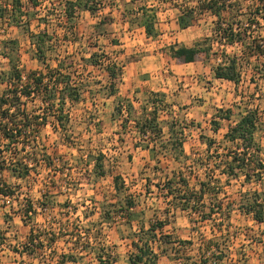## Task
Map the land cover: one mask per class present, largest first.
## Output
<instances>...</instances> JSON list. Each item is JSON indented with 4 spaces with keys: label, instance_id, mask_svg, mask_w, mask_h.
Instances as JSON below:
<instances>
[{
    "label": "rangeland",
    "instance_id": "1",
    "mask_svg": "<svg viewBox=\"0 0 264 264\" xmlns=\"http://www.w3.org/2000/svg\"><path fill=\"white\" fill-rule=\"evenodd\" d=\"M40 1V7H31L22 17L28 24L9 25L0 19V45L2 40L18 41L12 56L25 72L45 73L63 64L62 73L70 75L80 95L73 103L65 102L66 130L50 116L46 124L32 125L37 132L34 147L25 138L3 153L28 162L30 171L22 178L9 169L2 173L15 194L0 197V245L6 248L0 264H61L67 243L72 255L83 258L79 264H100L99 255L104 264H132L133 242L150 238L146 229L159 222L164 224L153 243L157 264H264V222L239 209L255 190H264V66L255 69L252 60L232 82L215 78L213 66L223 50L240 56V44L214 43L215 53L205 62L176 64L162 55V47H190L214 38L215 17L198 11L196 0H92L97 11H77L73 31L64 16L65 0ZM143 5L157 13L156 34L150 38L129 22L134 21L130 12ZM190 8L195 10L191 24L181 29L178 18ZM109 14L114 21L98 27ZM38 32L48 34L40 58L30 36ZM92 55L96 63H86ZM111 62L117 66L115 79L106 70ZM8 69L9 59L0 56V72ZM5 82L0 91L6 90ZM161 83L164 89L158 88ZM41 98L23 99L22 108L39 114L46 105ZM154 110L160 134L142 119L152 117ZM227 110L232 111L229 121L221 117ZM249 111L257 118L258 150L242 155L240 145L225 141L224 134ZM212 120L220 124L217 131ZM207 139L214 141L208 150ZM4 147L0 142V150ZM235 154L249 157L250 166L235 168L232 177L220 174ZM95 161L102 168L95 170ZM116 176L120 179L115 183ZM180 179L196 192L199 181L213 182L205 187L201 212L184 211L174 200L187 194ZM29 202L32 211L25 213ZM209 212V219H201ZM214 243L223 255L218 262L207 249Z\"/></svg>",
    "mask_w": 264,
    "mask_h": 264
},
{
    "label": "trees",
    "instance_id": "2",
    "mask_svg": "<svg viewBox=\"0 0 264 264\" xmlns=\"http://www.w3.org/2000/svg\"><path fill=\"white\" fill-rule=\"evenodd\" d=\"M132 1V0H131ZM198 11H205L215 17L213 35L214 38H206L202 42H198L193 46H185L181 44H172L167 47L161 48V53L169 60L176 64L190 63V62H205L209 61L214 52V43L222 46H234L240 44L242 46L241 55L228 54L223 50L221 52L220 59L213 66L214 77L217 79L228 80L237 82L240 78V68L242 65H249L252 60H255L257 64L255 69H258V64L264 66L262 59L264 58V37H260V33L264 29V0H196ZM42 5L40 0H26L24 3L22 0H0V19H7L9 25L21 26L23 20L29 14V9H37ZM64 16L67 21L71 23L70 30L73 31L72 19L75 13L79 10H87L92 13L97 11L96 6L92 4V0H65L64 1ZM132 11V10H131ZM134 17L136 25L144 29L147 38L153 37L156 34L155 20L157 19L156 9L149 8L146 5L141 6L135 11L130 12ZM195 10L193 8L183 11L178 18V25L181 29H185L190 26L193 19ZM123 18L126 14L122 13ZM23 17V18H22ZM113 17L111 14L104 16L96 24L98 27L105 23H112ZM28 24V22H27ZM31 46L35 49L34 54L37 58L42 56L43 45L46 42L48 34L46 32H38L31 34ZM214 40V41H213ZM0 49V56L9 59L8 71L0 72V86L5 82V79H9L8 86L5 91H0V142L5 147L0 150V197L1 196H13L15 190L3 179L2 173L4 169H9L13 175L18 177H26L29 175L30 167L29 163L17 159L13 156L6 158L3 155L4 151H10L8 149L11 145H18L21 141L29 139L30 147H34L37 143V132L32 125H44L49 121L50 116L54 119V123L66 130L68 115L64 113V105L67 99L73 103L80 93L71 85L70 75H64L61 71L62 65L59 64L56 68L47 69V72L38 71H23L18 64L13 60V52L18 50L19 43L15 39L2 40ZM9 51H7V50ZM93 55L86 58V63L95 64L96 61L92 59ZM261 61V62H260ZM70 65L66 66L70 68ZM65 67V66H64ZM64 68V69H67ZM106 70L109 73L111 79L117 77L116 62H111L106 66ZM261 71V70H260ZM70 73V72H69ZM6 75L7 77H4ZM65 79V80H62ZM5 82V83H6ZM63 83V84H62ZM113 89V87L111 86ZM114 91L111 90V93ZM41 96L42 101L46 103L45 107L42 106L41 112L33 116L31 113H27L23 99H29L32 97ZM131 103L127 106V110L130 113ZM16 111L13 112L11 109ZM116 110L118 113L122 112V108L117 105ZM156 111H152L153 116L150 118L143 117V121L146 127H149L151 131H155L156 134L161 133V129H157L154 126L156 122ZM232 111L227 110L222 119L230 120ZM128 121V119H125ZM38 123H37V122ZM34 123V124H33ZM213 131H217L219 128V122L212 120ZM257 129V118L254 111H249L241 115L239 120L235 124L228 126L227 132L224 134L225 141L233 142L240 145L242 149V155H247L249 152L257 151L258 145L255 144L254 133ZM203 139V138H201ZM5 141V142H4ZM207 150L210 149L211 144L214 141L207 139ZM206 141L204 142L206 144ZM5 143V144H4ZM182 146V143L180 144ZM25 146H22V148ZM5 149V150H4ZM10 153V152H9ZM3 155V156H2ZM3 157V158H2ZM231 157V156H230ZM9 160L10 166L7 161ZM98 160H102V155ZM249 157L238 158V154L231 157L230 162H225V167L220 170V174L227 177L235 175V168L244 169L249 167ZM234 162H238L234 165ZM95 170L102 168V165L95 161ZM259 169L263 167L259 164ZM259 173V172H258ZM103 175V174H101ZM258 179L261 178V173L258 174ZM120 179L119 176L114 177V182ZM185 187L184 193L181 198L174 196V200L179 201V205L184 211L201 212V207H204L203 198L205 194V187L213 182L209 179L199 181V190L193 191L188 188V183L185 179H180ZM218 182L219 180H213ZM170 183V181L168 180ZM167 182V184H168ZM170 186H167L168 193L172 195ZM192 192H187V191ZM195 193L197 195H195ZM250 195V194H249ZM196 196V197H195ZM261 199L262 201H259ZM201 204V205H200ZM239 209L245 214L251 215L252 218L259 223L264 222V190L262 193L254 191L247 197L246 202H242L239 205ZM32 211V205L29 202L26 205L25 213ZM213 212L202 214L201 219H209ZM162 222L150 225L146 232L150 235V238L143 240V242L134 241L135 252L130 256V263L132 264H157L159 261V254L153 247V243L156 240V232L163 227ZM140 232L144 231L142 226L139 229ZM140 238V236H139ZM141 239V238H140ZM88 243V242H87ZM181 243V241H180ZM184 244L185 241L182 240ZM208 251H212V256L220 261L223 257L220 252V246L216 243L208 244ZM14 251H19L13 248ZM220 252V254H218ZM68 261L77 262V257L74 255L62 254L60 263L68 264ZM100 264L107 263L102 260L101 256H98Z\"/></svg>",
    "mask_w": 264,
    "mask_h": 264
},
{
    "label": "crops",
    "instance_id": "3",
    "mask_svg": "<svg viewBox=\"0 0 264 264\" xmlns=\"http://www.w3.org/2000/svg\"><path fill=\"white\" fill-rule=\"evenodd\" d=\"M141 28V27H140ZM141 29H143V28H141ZM190 63H192V62H190ZM164 85L161 83L160 85H159V89H164V87H163ZM154 91H157V90H154ZM122 241H123V239H122ZM69 243H67L66 245H63V250H62V252L64 253V254H66V255H72V254H74L75 255V253L72 251V249L70 248V250H69V246L66 248V246L68 245ZM2 253H6V248H5V246H4V244L3 245H0V254H2ZM58 253H60V251L58 252ZM20 257V256H19ZM22 257V259H25L24 257L25 256H21ZM17 259H20V258H17ZM53 260H55V259H53ZM78 261L77 262H73V263H68V264H79V262H81L82 260H83V258H78L77 259ZM58 261H59V259H58ZM118 262L119 261H116L115 262V264H118ZM37 264V263H36Z\"/></svg>",
    "mask_w": 264,
    "mask_h": 264
}]
</instances>
